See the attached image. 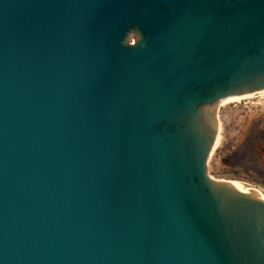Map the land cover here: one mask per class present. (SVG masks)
Here are the masks:
<instances>
[{"label":"water","instance_id":"95a60500","mask_svg":"<svg viewBox=\"0 0 264 264\" xmlns=\"http://www.w3.org/2000/svg\"><path fill=\"white\" fill-rule=\"evenodd\" d=\"M263 91L264 0H0V264H264V191L206 174Z\"/></svg>","mask_w":264,"mask_h":264},{"label":"rangeland","instance_id":"374dc122","mask_svg":"<svg viewBox=\"0 0 264 264\" xmlns=\"http://www.w3.org/2000/svg\"><path fill=\"white\" fill-rule=\"evenodd\" d=\"M212 105L218 144L206 165L209 177L232 179L264 191V92Z\"/></svg>","mask_w":264,"mask_h":264},{"label":"bare ground","instance_id":"6f19581e","mask_svg":"<svg viewBox=\"0 0 264 264\" xmlns=\"http://www.w3.org/2000/svg\"><path fill=\"white\" fill-rule=\"evenodd\" d=\"M264 92V91H263ZM263 92H259V94H262ZM258 94V93H257ZM254 94H251V95H245V96H239V97H229V98H226L224 100H221L219 102H221L220 104H225V103H228V102H232V101H238V100H241V99H245V98H250L252 97ZM218 134H219V131H218ZM218 134H217V139H216V142H215V145L213 147V149L217 146L218 144ZM213 151V150H212ZM212 153V152H211Z\"/></svg>","mask_w":264,"mask_h":264}]
</instances>
